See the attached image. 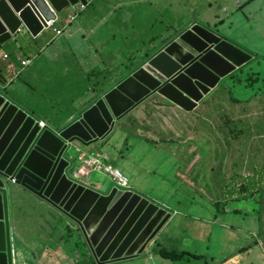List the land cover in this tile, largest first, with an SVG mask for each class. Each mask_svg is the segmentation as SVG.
I'll use <instances>...</instances> for the list:
<instances>
[{
  "label": "water",
  "instance_id": "95a60500",
  "mask_svg": "<svg viewBox=\"0 0 264 264\" xmlns=\"http://www.w3.org/2000/svg\"><path fill=\"white\" fill-rule=\"evenodd\" d=\"M88 3L0 0V48L21 30L37 36L58 13ZM157 42V50L137 69L81 108L60 130L41 128L35 116L13 103L6 90L10 77L0 68V264H13L12 187L30 192L69 219L97 264L143 253L163 231L171 213L150 199L132 190L104 183H98L100 188L90 187L89 182L74 179L71 151L104 141L117 122L154 96L185 112L194 111L223 80L254 57L200 23L180 30L170 41L162 37Z\"/></svg>",
  "mask_w": 264,
  "mask_h": 264
},
{
  "label": "crops",
  "instance_id": "0c3cea01",
  "mask_svg": "<svg viewBox=\"0 0 264 264\" xmlns=\"http://www.w3.org/2000/svg\"><path fill=\"white\" fill-rule=\"evenodd\" d=\"M151 1L88 0L89 3L86 9L80 13H78L79 4L57 14L54 28L61 30V35H57L52 28L44 30L37 36L26 29L21 30L17 38L7 41L0 48V68L3 69L7 77H10V83L6 90H8L13 103L35 116L38 121L45 122L53 130H60L65 127L69 120L76 116L77 112L84 108L89 100H92L94 95L92 84L87 83L83 86V79L89 82L92 77V71L99 70L97 73L100 76L96 77L99 79L96 80V84H98L102 83V78H107L109 75L114 74L117 76V73L121 72L123 68L127 71L131 60H133V56L127 50L134 45L137 37L136 32L143 29L145 16L148 14L144 6L146 4H154ZM193 2L195 0H190L189 4ZM214 4L219 3L216 0H203V5L206 7L211 8ZM155 5L158 13H163L161 6ZM219 9L225 14L229 13V15L223 19L215 16L212 19V25L211 23L207 24L210 27H218L217 31L219 33L246 51L259 55L256 48L257 39L261 38L264 40V0H224L219 4ZM75 14L77 17L75 16L74 20H70L71 16ZM157 36L152 39L153 43L163 37L162 34ZM119 41H121V49L117 50ZM5 55L8 57L6 58ZM23 60H29L30 64L23 66ZM81 63L87 70L84 77L79 72ZM123 73H120V76ZM213 97L214 92L212 91L195 110L198 111L202 105L208 103ZM143 103L129 113L139 118L140 121L148 120L144 110L142 112L139 110ZM239 105L236 104V106ZM248 105L249 109L256 108V111L260 107L257 98L252 99ZM76 108L78 109L76 110ZM167 108L174 114H177V111L184 112V110L175 105L169 104ZM260 110H264V107H261ZM129 114L121 119L122 123L126 121ZM249 114L246 117L238 115L235 122L243 123ZM149 120L153 122V117L149 116ZM128 122L129 120L126 123ZM260 122L264 126V120L253 123V126L251 125L248 128L249 132L255 133L256 131L254 132L253 129L257 130ZM139 129L140 127H138L137 131L138 138L157 144L155 139L157 132L153 129V126H149L147 131L148 133L153 129L152 136L140 134ZM173 130L175 133L177 128L174 126ZM241 132L243 131L241 130ZM128 138V133H124L123 142L128 143ZM254 138L259 139L260 137L258 135ZM167 141L170 142L171 140ZM191 153L192 148L190 147L189 154ZM123 159L124 156L122 157ZM195 159L199 158L196 157ZM195 159L186 164L183 171L180 169L175 175L186 182L188 176L191 175ZM240 161L241 159L235 158V156L222 157L223 169L218 170L222 180H218L219 183L212 177L216 172L211 167L213 163L210 164L209 168L203 173L200 185V187L203 186L205 189H202V191L199 189V194L203 201V211H196L194 215L188 216L190 220H186L185 226L191 229L193 244L201 241L203 231L207 227L211 226L216 230L213 240L210 239L208 241V252L204 254V264H241L240 253H234L230 258H226L221 253L222 257H220L217 255V248L218 246L229 248L234 245L239 235L238 230L242 228L239 225L241 220L246 221L248 219V229L251 226V222L255 224V218L251 217V213L255 214L256 212L252 209L251 202L246 200L241 202L242 197L238 198L240 194L234 195L236 189L231 197L225 193L229 171L236 177V182L239 186L238 178L241 179L242 176L239 171ZM205 172L210 174L209 179L206 178ZM102 176L107 178L104 175ZM260 181L264 183V179H260ZM190 186L195 187L196 184L192 181ZM97 188H100V184H97ZM139 188L140 191H137V193L148 198L143 194L142 187ZM15 189H18V187L11 188L13 192H15ZM238 190L242 192L241 187ZM28 193L31 194L30 192ZM31 195L34 196L33 194ZM42 202L45 203L44 201ZM230 202H235V204H231L233 210L232 208L226 210L224 204H229ZM259 203L264 206V200ZM45 204L46 207H41L37 210L30 209L22 213L20 201H14L10 195V219L15 237L16 258L20 256L23 262L26 260L28 264L31 261L36 264H77L76 262L81 257L73 251V248L78 245L79 238L83 239L79 229L58 210L47 203ZM167 206L173 212V215L179 212L177 209ZM38 213L41 214L39 218L44 220V222L35 225L34 216ZM43 214L47 215V218ZM173 215H171L165 227L169 224ZM232 215L233 217L230 219ZM48 219L57 220L58 222L51 224ZM249 234H251L253 240L257 239V243L259 240L257 234L254 232ZM75 237L78 238L76 242ZM156 242L157 239H155L154 243ZM17 243L20 246V252L18 251L19 246ZM154 243L150 248H147V251L155 247ZM196 255L199 254L197 253ZM88 257L93 258L90 251H88ZM93 260L94 264L97 263L94 258ZM121 260L108 264H121ZM137 260H142L145 263L151 262L152 264H172L163 258L157 259L152 253L148 255L141 253L131 259L133 262Z\"/></svg>",
  "mask_w": 264,
  "mask_h": 264
},
{
  "label": "rangeland",
  "instance_id": "374dc122",
  "mask_svg": "<svg viewBox=\"0 0 264 264\" xmlns=\"http://www.w3.org/2000/svg\"><path fill=\"white\" fill-rule=\"evenodd\" d=\"M216 1L221 4L224 0ZM151 2L154 4H146L144 6L148 14L145 16L143 29L136 32L135 43L127 50L131 56L136 57V61L130 63L129 68L132 65H136L143 58V53L156 50L158 42L153 43L152 39L158 37L157 35L162 34L165 38L172 37L193 22L203 25L211 23L212 25V19L215 16L223 19L229 15V13L225 14L220 11L219 4H214L211 8L204 6L203 0H195L191 4H189L190 0H152ZM155 4L161 6L163 13H158ZM130 32L132 33V31ZM263 42V39H257L256 50L261 56H264ZM120 43L121 41L118 43L117 50L121 49ZM251 70L264 71V60L253 59L249 63L247 73ZM79 72L83 77L87 72L83 63L80 65ZM122 72H125L124 68L117 73V76ZM111 79L114 80L116 77L109 75L107 78H102L101 84L108 85ZM96 80L99 79L94 77L92 80L91 77L89 82L83 79L82 85L85 86L90 83L92 84V89H94ZM256 98L260 103L258 111H256V108L249 109L248 105L250 99ZM157 101L164 102L154 96L153 100L146 101L139 108L141 112L144 110L148 120L140 121L133 114H129L126 121H123V123L121 120L117 122L113 132L104 141L90 147H76H80L87 155L90 153L107 154L110 159L109 163L118 168L129 179L134 192L140 191L139 187H142L143 194L150 198L151 201L161 206L169 205L172 209L179 211L174 215L171 212L173 217L163 229L161 235L158 236L157 242L164 247L178 251L187 249L188 246L187 250L182 251L193 255L198 253L204 259L196 261V259L186 255L179 261L166 260L172 264H204V254L208 252V241L210 239L213 240L216 230L211 226L207 227L203 231L201 241L193 244L191 229L185 226L186 220H190L188 217L189 211L190 209L197 212L203 211V201L199 194V189L200 191L205 189L203 186L200 187V185L203 173L209 168L210 164L213 163L211 167L216 172L212 177L219 183L218 180H222L220 171H218L223 169L222 157L235 156V158H240L239 171L243 177L241 176V179L238 178V186L236 177L229 171L225 193L231 197L236 189L234 195L240 194L238 198L242 197L241 202L244 200L251 202L252 209L256 212L255 214L251 213V217L255 218V224L251 222V226L248 229V219L245 218L246 221L241 220L239 225L242 228L238 230L239 235L234 245L229 248L218 246L217 255L222 257L221 253H223L226 258H230L234 253H240L241 264H264V206L259 203L264 200V183L260 181V179H264V136H262L264 135V126L260 122L257 130L253 129L254 132L256 131L255 133H250L248 130L249 126H253V123L264 120V110H260L261 107H264V77L247 90L241 84L224 82L222 87L214 91V97L208 103L202 105L198 111H177L178 113L174 114L170 109L156 105L154 102ZM235 101H240V105L236 106L238 103ZM166 104L169 105L168 103ZM248 113L250 114L243 123L235 122L238 115L246 117ZM149 116L153 117V122L149 120ZM127 120H129L128 123H126ZM149 126H153V129L157 132V137L155 138L157 144L147 142L137 136L138 127H140V134L152 136L153 129L147 133ZM174 126L177 128L175 133L173 130ZM126 132L129 136L128 143H124L122 140ZM258 135L260 138L255 139L254 137ZM167 140H171V143ZM190 147L192 148L191 154H189ZM79 154L80 152L76 148L71 151V155L75 158ZM123 156L124 159L122 160ZM196 157L199 159H195ZM192 159H195L192 165V172L185 182L177 177L175 173L180 169L183 171V168ZM159 162L163 163L160 164ZM79 166L80 163L75 159L72 169L76 170ZM205 175L209 179L210 174L205 172ZM192 181L196 184L195 187L190 186ZM98 183H104L108 187L113 185L110 179L94 172L90 175L89 186L94 187ZM239 187L242 188V192H239ZM10 195L14 201H20L22 213L30 209L37 210L41 207H46V204L40 199L20 188L15 189V192L11 190ZM231 204H235V202L224 204V208L226 210L232 208L233 210ZM43 215L47 218V215ZM40 216L41 214L39 213L34 216L35 225L44 222V220L39 218ZM232 217L233 215L230 219ZM48 222L56 224L58 221L48 219ZM252 232L257 234L259 239L257 243V239L253 240L251 234H249ZM77 239L75 237V242ZM77 244L73 251L81 258L76 263L94 264L93 258L88 257L89 247L86 242L79 238ZM158 248H160V245L151 248L149 251L146 249L143 253L147 255L152 253L157 259H160V253L157 254ZM243 248H247V250L241 252ZM18 251L20 252V246ZM131 259H123L121 264H152L151 262L145 263L142 260L133 262ZM15 264L28 263L26 260L23 262L22 257L18 256L15 259ZM29 264L36 263L31 261Z\"/></svg>",
  "mask_w": 264,
  "mask_h": 264
},
{
  "label": "trees",
  "instance_id": "16d2710c",
  "mask_svg": "<svg viewBox=\"0 0 264 264\" xmlns=\"http://www.w3.org/2000/svg\"><path fill=\"white\" fill-rule=\"evenodd\" d=\"M211 28L216 29V30L218 29V27H216V26H211ZM248 52H250V51H248ZM250 53L253 55L254 60H259V59H263L264 60L263 56H259V55L255 54L253 52H250ZM150 55H151V53H149V52L143 54V58L140 61H138V63L136 65H132V66H130V68L128 67L127 71H125L121 76L120 75L119 76H115L114 74L111 75V76H115L116 79H114V80L111 79V81H110V83L108 85L107 84H101V83L96 84L95 85L96 87L94 88V93H93L94 95L92 96V100L86 106H88L89 104L93 103L101 94L109 91L118 82H120L121 80L126 78L127 77V72L129 74L132 70L137 69L138 66H140L143 63V61H145ZM132 58H133V60H131L130 63H133V61H136V57L135 56H133ZM249 63L247 65H245L244 67H242L241 69H239L236 72H234L233 74L229 75L225 80H223L221 82L219 87H222L224 82H230L232 84L233 83L241 84L247 90V89H250L254 83L259 82L260 80H262L263 77H264V71H262V70H251L250 72L247 73V69L249 67ZM98 71L99 70H93L92 71V80H93L94 77L96 78V77L100 76V74L97 73ZM96 79H98V78H96ZM235 102L240 104V101H235ZM108 159H109V157H108ZM163 206H165L167 209H169V207L167 205H163ZM189 212H190L189 216H192V215H194L196 213V211L193 210V209H190ZM158 245H160V248H158L159 250H158L157 253H160L161 258H163L165 260L179 261V260H182L183 256H186V255L190 256V257H192L194 259H198V260L204 259L203 256L193 255V254H190L189 252H186V251H182V250L178 251V250H172V249L165 248L160 243H156L155 246L158 247ZM246 250H247V248H243V249H241V252L246 251ZM115 261H118V260H114V263H115ZM95 264H97V263H95Z\"/></svg>",
  "mask_w": 264,
  "mask_h": 264
},
{
  "label": "built area",
  "instance_id": "2783aa9c",
  "mask_svg": "<svg viewBox=\"0 0 264 264\" xmlns=\"http://www.w3.org/2000/svg\"><path fill=\"white\" fill-rule=\"evenodd\" d=\"M85 9L84 5H80L79 12H82ZM75 16H72L70 19L74 20ZM54 23H56V20H51L48 22V28H52L57 35H61L62 31L59 29L54 28ZM7 58L8 56L5 55ZM30 64L29 60H23L22 65L26 66ZM40 127L44 128L46 127L45 122H40ZM77 151L80 152V154L77 156V161L80 163V166L77 168V171L74 172L73 177L74 179H81V178H88L91 172H97L100 173L107 178H109L116 187L127 190L130 189L131 186L129 184L128 178L119 171L115 166H113L109 162L108 156L103 153H90L87 155L82 149L78 148ZM84 153V154H82ZM14 184V181L12 182Z\"/></svg>",
  "mask_w": 264,
  "mask_h": 264
},
{
  "label": "clouds",
  "instance_id": "9594fccd",
  "mask_svg": "<svg viewBox=\"0 0 264 264\" xmlns=\"http://www.w3.org/2000/svg\"><path fill=\"white\" fill-rule=\"evenodd\" d=\"M86 8V7H85ZM85 10V9H84ZM83 10V11H84ZM78 13H80V12H78ZM77 13V14H78ZM76 15V14H75ZM74 16V15H73ZM72 17V16H71ZM76 17H77V15H76ZM71 20V19H70ZM51 29V28H50ZM40 122L41 121H39V124H40ZM47 126V125H46ZM78 148H80V147H78ZM77 148V149H78ZM81 149V148H80ZM75 158V157H74ZM109 163V162H108ZM118 169V168H117ZM119 170V169H118ZM77 171V169L74 171V172H76ZM120 171V170H119ZM92 173H94V172H92ZM95 173H97V172H95ZM89 178H90V175H89V177L88 178H81V179H79V180H82L84 183H88L89 182ZM109 179V178H108ZM129 180V179H128ZM113 183V182H112ZM129 184H130V182H129ZM113 187H116L115 186V184L113 183ZM130 186H131V184H130ZM116 188H118V187H116ZM119 190H122V189H120V188H118ZM129 190H132L133 191V188H132V186H131V188L130 189H127V190H123V191H129ZM149 199V198H148ZM41 201V200H40ZM155 203V202H154ZM157 204V203H156ZM158 205V204H157ZM159 206V205H158ZM161 208H163V209H165V210H167V212H170L171 213V211L169 210V209H167L165 206H160ZM172 215V214H171ZM162 232V231H161ZM160 232V233H161ZM160 235V234H159ZM158 235V236H159ZM158 238V237H157ZM156 238V239H157ZM155 242V240L150 244V246L149 247H147V248H150L152 245H153V243ZM156 243H159V242H156ZM156 243H154V246L156 245ZM14 245H15V237H14ZM90 251V250H89ZM15 252H16V245H15V249L13 250V264H15V258H16V254H15ZM91 253V252H90ZM92 254V253H91ZM141 254V253H140ZM158 254V253H157ZM137 256V255H136ZM136 256H134V257H136ZM131 258H133V257H131ZM120 259H122L123 260V258H120ZM120 259H115V260H120ZM127 259H129V258H127ZM165 260V259H164ZM112 262H114V260L112 261ZM111 263V262H110Z\"/></svg>",
  "mask_w": 264,
  "mask_h": 264
},
{
  "label": "flooded vegetation",
  "instance_id": "af4514ba",
  "mask_svg": "<svg viewBox=\"0 0 264 264\" xmlns=\"http://www.w3.org/2000/svg\"><path fill=\"white\" fill-rule=\"evenodd\" d=\"M177 35V33L175 34V35H173L172 37H168V38H165L164 37V39L166 40V41H170L172 38H174L175 36ZM157 50V49H156ZM154 51H150L149 53H153ZM148 100H153V98H150V99H148ZM252 99H250L249 101H248V103L251 101ZM154 103H157L156 105H159V106H162V107H164V108H167L169 105H167L166 103H164V102H154Z\"/></svg>",
  "mask_w": 264,
  "mask_h": 264
}]
</instances>
